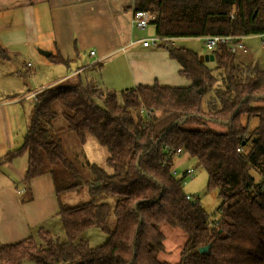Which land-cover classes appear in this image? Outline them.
Segmentation results:
<instances>
[{"label":"trees","instance_id":"trees-1","mask_svg":"<svg viewBox=\"0 0 264 264\" xmlns=\"http://www.w3.org/2000/svg\"><path fill=\"white\" fill-rule=\"evenodd\" d=\"M133 10L153 15L155 35L167 38L157 46L189 84L116 91L77 72L38 90L22 143L0 164L27 152L24 181L51 176L66 240L39 227L33 236L0 245V264H264V65L237 61L227 44L211 51L212 61L172 44L181 37L264 32V0H133ZM49 59L70 62L59 53ZM212 123L223 130L214 131ZM63 131L80 145L104 148V160L78 164L62 146ZM182 151L206 172L207 192L217 191L213 218L198 197L185 198L183 172L179 178L171 173L172 157ZM83 186L88 199L61 200L63 192ZM109 195L113 204L98 201ZM163 226L185 236L176 261L157 258ZM92 227L107 235L102 244L78 239Z\"/></svg>","mask_w":264,"mask_h":264},{"label":"crops","instance_id":"crops-1","mask_svg":"<svg viewBox=\"0 0 264 264\" xmlns=\"http://www.w3.org/2000/svg\"><path fill=\"white\" fill-rule=\"evenodd\" d=\"M132 11L133 0H0V48L4 52L0 57V157L22 143L33 93L77 72L83 74L94 64H101L98 69L108 76L107 85L114 90L139 84L187 85L179 64L165 49L142 45L141 39L147 37L134 32ZM240 41L244 48L235 51L239 62L264 65V39L246 35ZM43 52L70 60L64 65L68 73L30 89L32 79H23L19 65L35 70L40 57L50 61ZM27 159L24 152L0 164V245L33 236L39 227L47 229L57 216L51 176L43 174L26 183Z\"/></svg>","mask_w":264,"mask_h":264},{"label":"rangeland","instance_id":"rangeland-1","mask_svg":"<svg viewBox=\"0 0 264 264\" xmlns=\"http://www.w3.org/2000/svg\"><path fill=\"white\" fill-rule=\"evenodd\" d=\"M134 32L138 35L146 36L147 38L155 36L154 25L149 23L148 26L143 30H138L133 28ZM259 41V40H258ZM172 44L176 47H184L189 50L195 51L199 54L204 53V47L201 44L200 40L197 37H181L175 38L172 40ZM261 46V42L258 43ZM161 49H163L161 47ZM240 56V55H239ZM245 56V55H244ZM249 57V56H248ZM236 60L240 61L238 56L236 55ZM42 61V62H41ZM46 61V62H45ZM264 63V60H261ZM36 64V63H35ZM207 65L210 68L214 67L213 62H208ZM23 74L22 77L25 81L32 79L31 86L28 88L36 89L42 84H47L50 80L55 79L59 74L68 73V69L65 68L62 64H52L50 61L45 60L40 57V61L37 62L36 69L32 71L26 68L24 65H19ZM34 66V65H33ZM35 68V67H34ZM101 71L98 67L87 70V72L82 74V79L94 78V80L103 83L104 87L107 88L109 85L106 82L107 75H101ZM214 74L217 75V71H213ZM189 84V80L183 76H181ZM48 85V84H47ZM46 86V85H45ZM49 86V85H48ZM44 88V87H43ZM120 89H116L119 91ZM256 123V120H253L251 125L253 126ZM210 127L217 132H221L223 128L218 124H210ZM60 140L63 148L67 155L75 160L78 164H82V162L91 161L101 163L106 155L105 149L97 146L93 142H88L84 145H80L73 134L69 132L63 131L60 133ZM171 163V171H175L174 177L179 178L182 175V172L187 167H191L194 169L193 176L191 178H184V182L182 184V189L186 194L196 193L199 198V202L206 213H208L209 218H213L218 205L220 204V199L218 198L217 191L206 190L207 184V174L206 172L200 168L196 167L195 161L191 159L187 152L182 151L180 153L175 154L172 157ZM255 179L258 180V176L254 174ZM88 199L87 187L83 186L75 191H65L61 194V200L66 204H76L80 201H84ZM107 201L110 204H113L114 197L113 196H101L98 198V201ZM110 220L113 221L112 217ZM53 234L57 235L60 241H65V235L62 231L60 222L56 216L55 220L50 223L47 227ZM162 231L164 234V249L157 253V258L159 260L166 261H176L179 258V252L181 251L182 245L185 240V236L183 232L177 228H171L168 226H163ZM107 235L101 232L98 228L92 227L84 231L78 239H84L89 242L90 245H100L106 240ZM22 264H34L31 261H24Z\"/></svg>","mask_w":264,"mask_h":264},{"label":"built area","instance_id":"built-area-1","mask_svg":"<svg viewBox=\"0 0 264 264\" xmlns=\"http://www.w3.org/2000/svg\"><path fill=\"white\" fill-rule=\"evenodd\" d=\"M153 19V15H151L148 11L145 10H133L131 15V24L134 28L138 30L145 29L149 23H151ZM260 36L262 39H264V32L256 34ZM242 36L238 35H203L198 36L197 38L200 40L203 47L208 51V53H211L213 49H215L219 44H227L228 49L231 52H235L237 49H243L244 46L241 43L240 39ZM166 37H160V36H153L149 38L141 39V43L143 46H155L159 42L166 40ZM91 55L94 54V51L89 52ZM36 94L33 93L32 96L34 97ZM239 150V149H237ZM179 151V150H178ZM194 169L191 167L186 168L183 171L184 178L189 177L191 178L193 176ZM172 175L174 176L175 171H171ZM198 195L196 193L192 194H185L186 199H195Z\"/></svg>","mask_w":264,"mask_h":264},{"label":"water","instance_id":"water-1","mask_svg":"<svg viewBox=\"0 0 264 264\" xmlns=\"http://www.w3.org/2000/svg\"><path fill=\"white\" fill-rule=\"evenodd\" d=\"M43 54L45 55H49L48 52H43ZM199 60L200 61H212L213 60V54L212 52L211 53H202V54H199ZM136 166H138V164L136 163ZM208 246L209 245H206V246H203V247H200L199 248V252L202 253V252H206L208 250Z\"/></svg>","mask_w":264,"mask_h":264}]
</instances>
